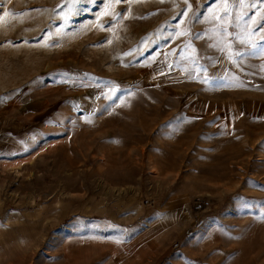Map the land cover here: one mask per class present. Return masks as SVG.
<instances>
[{"label":"rangeland","instance_id":"1","mask_svg":"<svg viewBox=\"0 0 264 264\" xmlns=\"http://www.w3.org/2000/svg\"><path fill=\"white\" fill-rule=\"evenodd\" d=\"M0 127V264H264V0H0Z\"/></svg>","mask_w":264,"mask_h":264},{"label":"crops","instance_id":"2","mask_svg":"<svg viewBox=\"0 0 264 264\" xmlns=\"http://www.w3.org/2000/svg\"><path fill=\"white\" fill-rule=\"evenodd\" d=\"M22 140L23 137H18L16 132L0 127V173L6 170L14 172L18 164L22 162L20 158H14L13 160L5 158V155L10 153L16 146H19ZM12 174H15V172Z\"/></svg>","mask_w":264,"mask_h":264},{"label":"snow or ice","instance_id":"3","mask_svg":"<svg viewBox=\"0 0 264 264\" xmlns=\"http://www.w3.org/2000/svg\"><path fill=\"white\" fill-rule=\"evenodd\" d=\"M120 2H124V0H120Z\"/></svg>","mask_w":264,"mask_h":264}]
</instances>
